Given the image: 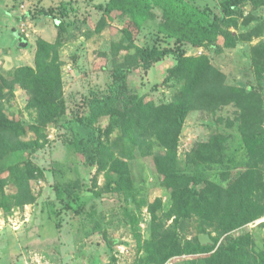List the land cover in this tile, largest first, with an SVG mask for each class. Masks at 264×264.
I'll return each mask as SVG.
<instances>
[{
  "label": "rangeland",
  "instance_id": "374dc122",
  "mask_svg": "<svg viewBox=\"0 0 264 264\" xmlns=\"http://www.w3.org/2000/svg\"><path fill=\"white\" fill-rule=\"evenodd\" d=\"M196 1L213 17L223 14L219 0ZM108 2L0 0V87L7 94L0 98V108L7 117L41 128L39 135L29 129L20 138L38 141L32 155V170L28 171L27 189L20 190L10 181L7 185L9 197L0 195V232H7L4 241L10 246L7 253L2 252L0 264H158L153 258H157L165 246L178 244L186 251L192 250L196 238L207 234L215 239L218 248L230 234L223 233L224 224L220 219L195 214L186 218L170 215L172 190L166 186L165 175L158 171L154 159L165 150L154 138L153 147L139 149L119 128L103 135V141L115 145L116 157L127 162L133 187L127 192L109 187L114 186L109 184L119 178L118 173L102 168L99 163L91 170L80 163L84 156L78 154L74 139L82 136L88 140L92 135L73 122V118L87 111L88 101L95 95L112 93L108 85L115 79L111 74L113 68L137 57V47L176 48L174 38L158 32L163 17L160 7L155 8L157 17L148 21L147 28L137 35L128 18L120 12H114L112 20L104 17L101 6ZM63 3L67 4L69 12L64 44L58 52L68 119L43 125L39 121L40 109L30 105L28 90L18 83L4 82L1 76L11 78V69L35 66L39 39L57 42V18L61 17ZM42 9H53L54 13L44 14ZM238 13V26L229 28L235 34H252L249 40H242L232 48L224 47L216 53L188 43L183 45V50L186 55L208 56L225 74L228 86H256L264 101V82L258 79L256 67L257 63L264 67V6L253 9L249 4ZM125 28L134 32L132 39L126 38ZM219 42L223 45L224 38L220 37ZM6 50L20 51L10 57L8 64L12 68L9 69L6 68ZM178 61L177 53H171L148 70L136 69L129 74L125 86L144 94L146 101L157 105L171 103L185 84V80L172 72ZM194 104L180 133L178 169L188 174L204 172L212 181L226 187L229 181L224 179L221 166L198 161L196 152L202 144L214 142L225 147L224 158L230 159L235 146L242 140L238 120L241 108L232 103L211 110L204 101ZM96 124L106 131L110 115L101 117ZM216 136L220 140L215 141ZM237 154L242 159L240 163L248 157L245 147ZM256 168L260 177L255 199L263 204L264 161ZM242 170H233L232 175ZM73 188L79 193L84 191L82 208L77 204L66 207V195L58 196L59 189L65 193ZM28 195L34 196L35 200L29 202ZM22 201L25 203L20 204ZM5 204L11 206L10 210L4 208ZM14 223L18 229L13 227ZM240 230L250 231L257 244L262 245L264 225L252 221ZM111 240L118 242L110 246ZM197 255L199 253L175 254L165 264H187Z\"/></svg>",
  "mask_w": 264,
  "mask_h": 264
},
{
  "label": "trees",
  "instance_id": "16d2710c",
  "mask_svg": "<svg viewBox=\"0 0 264 264\" xmlns=\"http://www.w3.org/2000/svg\"><path fill=\"white\" fill-rule=\"evenodd\" d=\"M219 1L223 14L214 17L196 0H109L105 6H101L105 18L112 20L116 11L127 17L137 35L147 28L148 21L157 17L155 8L160 7L163 17L158 32L174 38L176 48L137 47L136 58L118 64L111 71L115 79L108 85V89L112 93L95 95L89 99L87 111L73 118V122L92 135L88 140L82 136L74 139L78 154L84 156L80 163L88 170L99 163L102 168L118 173L119 178L109 184L114 185L109 186L110 189L127 192L133 187L127 162L116 157L115 145L111 146L103 141V135L119 128L139 149L153 147L155 139L165 150L164 154H157L154 159L158 171L165 175L166 186L172 190L173 205L170 215L186 218L195 214L202 218L220 219L224 224L223 233H230L218 248L211 236L213 243L208 244H203L200 237H197L192 250L186 251L178 244L165 246L166 249L159 252L157 258H153L158 264H165L173 255L184 252L199 253L188 260L187 264H264V237L259 246L250 231H239L248 223L264 216V203L255 199L260 177L256 167L260 161H264L263 98L256 86L241 88L226 85L225 74L212 64L208 56L186 55L183 50V45L188 43L192 46H204L211 53H216L224 47L232 48L242 40H249L252 34H235L229 27L238 26L240 8L251 4L256 9L264 6V0ZM42 11L44 14L54 13L53 9ZM68 12L67 4L63 3L61 17L57 18V42L39 39L35 66L22 65L11 69V78L1 76L4 82L13 85L18 83L28 90L31 95L30 105L40 109L39 121L43 125L68 119L58 52V48L64 44L63 34ZM134 32L125 28L126 38L132 39ZM220 37L224 38L223 45L219 42ZM171 53H177L179 59L172 72L185 80L183 88L171 103L157 105L153 101H146L144 94L131 91L125 86L130 73L141 68L148 70ZM8 62L6 68H12ZM256 67L258 79L264 82V67L258 63ZM6 96V92L0 87V98ZM196 101H204L211 110L232 103L241 108L238 120L243 132L242 140L235 146L230 159L224 158L225 147L214 142L202 144L196 152L198 161L221 166L224 179L229 181L226 187L212 181L204 172L188 174L178 169L180 133L186 116ZM106 115H110V124L104 131L96 122ZM29 129L41 134V128L36 124L7 117L0 108V195L9 197L7 185L10 181L20 190L27 189L26 184L30 178L28 171L32 170L33 165L32 155L38 146V141L20 140ZM214 139L220 140V137L216 136ZM244 147L248 151V157L241 164L242 159L237 152ZM239 168L243 170L233 176L232 171H238ZM83 192L79 193L73 188L62 193L59 189L58 196L62 198L66 195V207L77 204L82 208ZM29 200L33 202L34 196H29ZM5 205L4 208L10 210L11 206ZM79 212L81 211L78 210ZM152 212L156 220L153 209ZM261 224L264 225V222ZM55 225L57 227L58 223ZM116 242L118 240H111L110 246H114Z\"/></svg>",
  "mask_w": 264,
  "mask_h": 264
},
{
  "label": "crops",
  "instance_id": "0c3cea01",
  "mask_svg": "<svg viewBox=\"0 0 264 264\" xmlns=\"http://www.w3.org/2000/svg\"><path fill=\"white\" fill-rule=\"evenodd\" d=\"M20 52V51H19ZM17 50L16 51H10V50H6V55H5V57H6V59L5 60H7V58H8V60L7 61H10V57H12L13 58V56L14 55H16V54H18L19 53ZM8 56V57H7ZM2 231V230H1ZM0 239H1V241H3L2 243H0V257L2 256V255H4L2 252H5L6 250H8V248L10 247L7 243H5L6 241H4V240H7V232L4 230V232H0ZM4 245V246H3ZM2 247V248H1ZM4 248V249H3ZM3 249V250H2ZM5 253H7V252H5ZM2 254V255H1ZM7 256V255H6Z\"/></svg>",
  "mask_w": 264,
  "mask_h": 264
},
{
  "label": "water",
  "instance_id": "95a60500",
  "mask_svg": "<svg viewBox=\"0 0 264 264\" xmlns=\"http://www.w3.org/2000/svg\"><path fill=\"white\" fill-rule=\"evenodd\" d=\"M200 240L203 244H208V243H213V240L211 239V237L207 234L201 235L200 236Z\"/></svg>",
  "mask_w": 264,
  "mask_h": 264
},
{
  "label": "built area",
  "instance_id": "2783aa9c",
  "mask_svg": "<svg viewBox=\"0 0 264 264\" xmlns=\"http://www.w3.org/2000/svg\"><path fill=\"white\" fill-rule=\"evenodd\" d=\"M261 222H264V216L258 220L255 221L256 224H260ZM15 226H13L15 229H18L19 227H16L17 224L14 223Z\"/></svg>",
  "mask_w": 264,
  "mask_h": 264
}]
</instances>
